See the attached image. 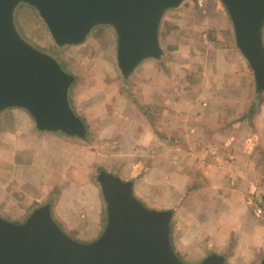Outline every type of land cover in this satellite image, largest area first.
Returning a JSON list of instances; mask_svg holds the SVG:
<instances>
[{"label":"crops","instance_id":"obj_1","mask_svg":"<svg viewBox=\"0 0 264 264\" xmlns=\"http://www.w3.org/2000/svg\"><path fill=\"white\" fill-rule=\"evenodd\" d=\"M212 2L211 17L192 30L203 34L213 19L220 37L232 41V23ZM194 5L187 0L178 9ZM180 61L167 53L144 61L128 80L131 97L94 92L77 80L71 101L88 124L87 139L40 131L20 108L2 112L0 215L22 222L51 202L70 236L96 240L107 225V203L89 173L99 158L133 181L145 205L174 211L171 239L180 257L219 253L227 264H259L264 218L254 214L249 193L264 183V103L248 115L254 72L238 47L217 51L205 73Z\"/></svg>","mask_w":264,"mask_h":264},{"label":"water","instance_id":"obj_2","mask_svg":"<svg viewBox=\"0 0 264 264\" xmlns=\"http://www.w3.org/2000/svg\"><path fill=\"white\" fill-rule=\"evenodd\" d=\"M186 0H0V114L25 110L38 130L87 139V122L73 107L77 76L20 32L16 11L33 7L59 46L80 45L101 25L117 33L118 66L126 80L148 59L165 55L161 26L167 11ZM236 44L264 93V0H221ZM107 225L94 241L70 236L53 216L52 203L22 222L0 215V264H189L172 244V209L150 208L134 194V183L101 169ZM197 264H227L212 253ZM259 264H264V259Z\"/></svg>","mask_w":264,"mask_h":264},{"label":"rangeland","instance_id":"obj_3","mask_svg":"<svg viewBox=\"0 0 264 264\" xmlns=\"http://www.w3.org/2000/svg\"><path fill=\"white\" fill-rule=\"evenodd\" d=\"M212 1L218 2L219 6L226 12L228 21L231 24V19L221 0H204L203 2L201 0H192V2H195L194 6L171 9L166 12L163 18L160 35L165 56L167 53L171 58H181L180 62L182 64L190 63L192 66L190 72L205 73V65L212 62L213 57H216L217 51L231 47L237 48L235 36L234 40L232 39L229 42L227 38H221L219 35L221 29L215 26L213 19L207 23L208 27L203 34L192 30V27H198L194 23L205 21L211 17L212 9L210 10L207 4ZM215 8L216 5L214 6ZM189 10L193 13L187 16ZM184 13L186 15H183ZM16 22L22 35L34 46L56 57L67 70L77 76L78 81L80 79L83 82L82 88L87 87L94 92H101L102 94L108 91L111 95H116L117 91H122L128 97L133 95L129 79L126 80L124 78L118 66L117 33L113 27L109 25L96 27L83 44L59 46L55 43L45 22L33 7L21 4L16 11ZM199 35L201 36L200 40L198 38ZM170 36H172L171 41L169 39ZM185 45L187 46L185 47ZM106 51L108 54H106ZM262 100H264V93H257L255 82L248 110V115L251 118L259 113L261 105L264 103V101L261 102ZM93 146L95 145L91 144L90 148ZM108 164L96 158L89 167L90 177L97 181L95 184L99 186L101 196L102 190L98 182V175L101 169L108 167ZM78 167L80 165L75 166V168ZM53 196H55V193ZM105 214L107 216V211H105ZM80 241L89 242V240ZM180 253L182 255L181 259L189 264H197L204 258L190 256L189 253L185 254L183 251ZM228 264L235 263L232 261Z\"/></svg>","mask_w":264,"mask_h":264},{"label":"built area","instance_id":"obj_4","mask_svg":"<svg viewBox=\"0 0 264 264\" xmlns=\"http://www.w3.org/2000/svg\"><path fill=\"white\" fill-rule=\"evenodd\" d=\"M204 0H201L203 2ZM250 204L254 214L258 218H264V183H259L253 187L249 193Z\"/></svg>","mask_w":264,"mask_h":264},{"label":"trees","instance_id":"obj_5","mask_svg":"<svg viewBox=\"0 0 264 264\" xmlns=\"http://www.w3.org/2000/svg\"><path fill=\"white\" fill-rule=\"evenodd\" d=\"M63 65V64H62ZM64 66V65H63ZM65 67V66H64ZM66 68V67H65ZM264 100H262L261 102H263ZM85 120V119H84ZM92 150H96L97 149V145L93 146L92 148H90Z\"/></svg>","mask_w":264,"mask_h":264}]
</instances>
